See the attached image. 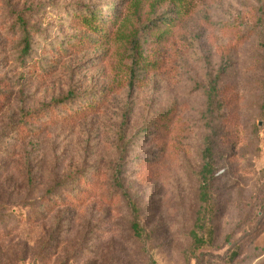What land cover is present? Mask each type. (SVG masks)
Returning a JSON list of instances; mask_svg holds the SVG:
<instances>
[{
	"label": "rangeland",
	"instance_id": "rangeland-1",
	"mask_svg": "<svg viewBox=\"0 0 264 264\" xmlns=\"http://www.w3.org/2000/svg\"><path fill=\"white\" fill-rule=\"evenodd\" d=\"M0 264H264V0H0Z\"/></svg>",
	"mask_w": 264,
	"mask_h": 264
},
{
	"label": "trees",
	"instance_id": "trees-1",
	"mask_svg": "<svg viewBox=\"0 0 264 264\" xmlns=\"http://www.w3.org/2000/svg\"><path fill=\"white\" fill-rule=\"evenodd\" d=\"M116 11H113V13L111 14L110 20L112 19L113 15H115ZM20 26L22 27L23 33H25L24 37H23V47L21 48V58L24 61L27 56L30 54V52L32 51V34L29 32L28 28H27V22L24 19L19 18L18 19ZM86 22L91 26L92 30L97 31L100 33H103L104 31H107V27H103L101 28L98 27V23H102V19L99 18V16H90L89 18L86 19ZM97 22V23H95ZM18 23V24H19ZM75 100H70L68 98H62L60 100H56L55 104L56 105H60V106H67V105H72L74 103ZM90 108L94 109L95 106L92 103H89L76 108V110H71V112H76L74 114H71V112L69 110H67L66 112H62L60 111L58 114V117H60L61 120H68L72 117H77L79 115H81L82 113H85L87 110H89ZM94 111V110H93ZM206 149L204 151L203 154V165L202 168L200 170V178H201V193L202 195H204V197L206 196L207 192H208V187H209V181L213 176V162H212V150H213V146L211 145V140L209 137L206 138ZM133 227L135 228V230H138V225L135 222L133 224Z\"/></svg>",
	"mask_w": 264,
	"mask_h": 264
}]
</instances>
